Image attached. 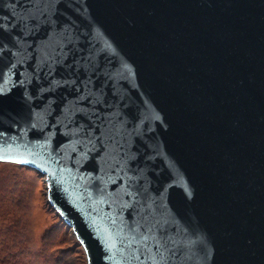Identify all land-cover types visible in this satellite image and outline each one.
Returning <instances> with one entry per match:
<instances>
[{
  "label": "water",
  "instance_id": "water-1",
  "mask_svg": "<svg viewBox=\"0 0 264 264\" xmlns=\"http://www.w3.org/2000/svg\"><path fill=\"white\" fill-rule=\"evenodd\" d=\"M0 161L86 264H264V0H0Z\"/></svg>",
  "mask_w": 264,
  "mask_h": 264
},
{
  "label": "rangeland",
  "instance_id": "rangeland-1",
  "mask_svg": "<svg viewBox=\"0 0 264 264\" xmlns=\"http://www.w3.org/2000/svg\"><path fill=\"white\" fill-rule=\"evenodd\" d=\"M4 176L13 188L0 193V213L5 214L0 217V244L8 245L0 247V258L10 256L14 264H86L71 229L47 203L43 176L27 166L0 161V185Z\"/></svg>",
  "mask_w": 264,
  "mask_h": 264
},
{
  "label": "trees",
  "instance_id": "trees-1",
  "mask_svg": "<svg viewBox=\"0 0 264 264\" xmlns=\"http://www.w3.org/2000/svg\"><path fill=\"white\" fill-rule=\"evenodd\" d=\"M4 179H6L5 182L2 185H0V189H1L0 193L2 194V196L5 194V193H3L2 189L6 190V188L11 187V186H12L11 188H13L12 182L8 180V177L4 176ZM16 188H18V187H16ZM4 215L5 214L0 213V217L4 216ZM7 234L8 233H6L5 235H7ZM6 237L11 238V233H9ZM0 247L4 249V248H7L8 245L4 246V245L0 244ZM11 260H12V258L10 256L4 255L2 258H0V264H14V261L11 262Z\"/></svg>",
  "mask_w": 264,
  "mask_h": 264
}]
</instances>
